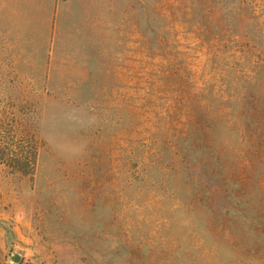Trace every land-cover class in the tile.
<instances>
[{"label": "rangeland", "instance_id": "rangeland-1", "mask_svg": "<svg viewBox=\"0 0 264 264\" xmlns=\"http://www.w3.org/2000/svg\"><path fill=\"white\" fill-rule=\"evenodd\" d=\"M0 264H264V0H0Z\"/></svg>", "mask_w": 264, "mask_h": 264}, {"label": "water", "instance_id": "water-1", "mask_svg": "<svg viewBox=\"0 0 264 264\" xmlns=\"http://www.w3.org/2000/svg\"><path fill=\"white\" fill-rule=\"evenodd\" d=\"M15 260H18V257L17 256H15V258H14Z\"/></svg>", "mask_w": 264, "mask_h": 264}]
</instances>
